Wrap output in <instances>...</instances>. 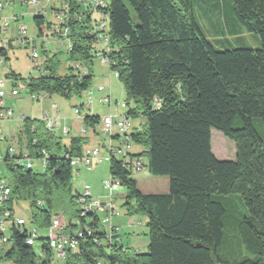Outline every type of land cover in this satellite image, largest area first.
Wrapping results in <instances>:
<instances>
[{"label":"trees","instance_id":"obj_1","mask_svg":"<svg viewBox=\"0 0 264 264\" xmlns=\"http://www.w3.org/2000/svg\"><path fill=\"white\" fill-rule=\"evenodd\" d=\"M63 2L70 42L66 71L57 72L52 55L43 63L42 75L9 74L30 95L69 99L91 85L87 66L96 52L97 32L78 0ZM231 2L233 30H241L239 23L257 33L259 47L216 49L195 18L193 0H105L99 8L108 24L109 46L103 52L109 69L134 99L126 115L144 119L142 129L130 130L132 143L143 151L128 153V158L145 156L148 173L168 179L167 193L143 194L128 163L108 159L110 177L123 188L127 213L146 217V251L109 238L96 213L79 216L70 160L80 154L84 138L71 137L65 145L42 119L25 117L19 137L24 150H5L0 165L10 189L0 213L7 210L12 218L14 204L26 201L29 227L8 226L9 247H0V264H264V0ZM32 20L41 32L44 15L36 11ZM0 56H6L1 47ZM84 64L86 70L80 69ZM82 121L94 128L100 117L85 114ZM211 129L234 143L232 160H219L212 153ZM24 154L39 161L42 170L28 167ZM229 194L238 195L246 210L238 235L251 256L238 261H228L218 251ZM58 211L68 219L63 234L77 237L75 228L81 232L76 249H66L62 258L48 246V229ZM76 217L78 223L72 222ZM30 228L36 230L33 245L27 243Z\"/></svg>","mask_w":264,"mask_h":264},{"label":"rangeland","instance_id":"obj_2","mask_svg":"<svg viewBox=\"0 0 264 264\" xmlns=\"http://www.w3.org/2000/svg\"><path fill=\"white\" fill-rule=\"evenodd\" d=\"M81 1V2H80ZM79 6L81 9H85L84 1L80 0ZM195 8V18L206 38L211 42V44L218 50H223L227 48H252L255 49L260 46L258 34L255 32H248L241 27V30H233L231 26L232 17L236 19L232 12L231 0H193ZM56 6L59 7V1L55 2ZM130 10V8H129ZM33 9L30 6L21 4L19 2H14L9 6H6L1 11L4 19L9 21V25L2 35L6 39H10L11 45L7 48L6 56H0V82L3 83L1 90L5 93L2 97V101L5 107L10 108L13 112L11 119L0 120L1 135L5 138L0 141L1 152L4 153L7 147H13L16 150L19 148L24 149V144H19V135L23 127V117L28 118H42V114L45 110H49V117L55 115L54 110L50 109V104L52 102L56 103L57 109L59 110V116L56 118L59 127L54 128V135L61 138L63 144L67 145L69 143V138L74 134L76 128L79 127L80 117L74 113L75 106H79L81 115L86 113H92L98 116H102L104 112H111L112 115H116V119L123 115L124 111L128 108H133L135 106L134 99L128 97L124 88L123 83L117 78L116 74L109 69L108 64L102 62V57L97 56L96 52H102L103 48H108L109 43L105 41V38L101 36L102 32L97 33L99 36V41L93 45L95 48V53H93L94 58L92 65H81L80 69L86 70L87 67L90 68L92 73V81L88 91L81 94L80 97L73 96L69 99L63 98L56 94H51L46 97V93H39L41 96L39 100L31 99L30 94H28L23 89L20 90L19 94L14 97H10L9 93L12 88V77L9 74H16L21 77H27L31 72V65H41L45 56L50 54L56 55V68L57 72L63 74L66 70L68 64L66 60L65 48L67 46L66 42H62L58 34L54 36H49L48 40H41L37 38V29L32 20ZM131 11V10H130ZM18 15V21L8 20L12 15ZM131 15L133 12L131 11ZM45 17L48 21L52 23L55 22V17L52 13L47 11ZM98 25H94V20L91 21V25L94 28L100 29L101 26V16H95ZM1 20V19H0ZM105 22L104 34L108 36V24L107 20ZM234 22V21H233ZM22 25L26 29L25 36L28 38H34L35 43L33 46L24 47L20 40L18 39V25ZM35 48L38 58L37 62L32 63L29 56L32 48ZM43 49L47 51L44 52ZM87 66V67H86ZM104 87V92L106 90L111 93V105L106 103H100L98 98L102 95L100 87ZM92 93L91 109L89 110L85 106V98ZM104 97V96H102ZM116 99V101H115ZM127 103L126 107L121 109V103ZM123 110V111H122ZM120 115V116H119ZM44 117V116H43ZM142 119V120H141ZM143 121L141 115L135 117H129L130 129L133 128L135 124L139 121ZM86 127L85 125H83ZM67 127L73 128V131L63 135L61 129ZM83 127V128H84ZM139 127V125H136ZM81 133L74 135L79 136ZM81 136V135H80ZM98 141H104L103 143L108 145V136L102 132L97 133ZM118 140V139H117ZM107 141V142H106ZM88 146L97 145L95 139L86 140ZM19 144V145H18ZM102 144V142H101ZM98 145L99 147L101 146ZM120 142L114 141V147L119 146ZM210 145L211 151L215 157L219 160H232L234 158L235 146L231 140L224 137L220 131L216 129L210 130ZM144 164H146V157L142 156ZM33 169L42 170L39 161H34ZM109 171H108V152L106 147L102 145L100 147V157L96 164L92 167L86 166H74L72 167V179L71 185L74 193L79 195H88L93 200H108V190L102 185V182L109 181ZM131 178L136 179L138 182V189L141 192H164L167 188V183L164 181L166 177L163 176H152L148 173L146 167L133 170L131 172ZM123 188L121 186L117 187V191L114 195V203L117 210L120 212L118 216L112 218V224H114L116 229V238L119 240V244L124 247H131L135 250H140L141 252L146 251V246L148 243V231L146 227V217L139 213H127V208L124 205L123 199ZM225 216L223 217V234L224 239L219 247V254L228 261H238L244 257H250L251 255L244 249L239 241L238 235V224L242 218L246 215V210L243 205L241 198L238 195L229 194L225 196ZM14 215L17 218H22L25 221V225L29 227V205L26 201H20L13 206ZM98 217L101 219L102 214L99 213ZM53 218H57L62 222V225L68 223L67 217H65L60 211L56 212ZM78 218H73L72 222H77ZM100 228L106 231L110 230L109 224L100 222ZM74 230V229H73ZM45 234V233H44ZM9 245H4L3 248L6 250ZM56 258V257H55ZM52 264H56L54 261Z\"/></svg>","mask_w":264,"mask_h":264},{"label":"built area","instance_id":"obj_3","mask_svg":"<svg viewBox=\"0 0 264 264\" xmlns=\"http://www.w3.org/2000/svg\"><path fill=\"white\" fill-rule=\"evenodd\" d=\"M63 1V0H62ZM78 0V4H79ZM9 2V0H0V8ZM27 2V1H26ZM33 6H36L39 2V0H28ZM81 2V1H80ZM84 6H85V11L89 13V17L92 20H94V25H98L97 19H92L93 13H97L99 16H101V26L100 29L98 30L97 28H92L94 29L95 32L100 33L102 32L101 36L105 38V41L107 42V36L103 33L104 28H105V20L106 16H104L100 12V7L105 6V0H88L84 1ZM67 10L68 6L66 2H63L62 6L59 8L58 12L56 13V18L62 22V26L59 28V36L60 40L62 42H66L67 46L65 48V54L67 55L70 49V42L68 38V26L65 24V17L67 15ZM83 10V9H81ZM42 13V11L40 10ZM79 19V15H75ZM13 19V18H12ZM8 25V21L4 19L1 24V28L5 29ZM26 34V29L23 26H20L18 29V39L20 40V43L24 47L32 46L31 40L32 39H27L25 37ZM99 36L97 34V39L99 41ZM96 41V42H98ZM7 42L2 41L0 38V47L2 48L3 46H6ZM97 51V50H96ZM104 48L102 49V52L97 51L96 55L102 57V62L104 64L109 65V60L106 55H104ZM29 56L32 60L33 63L37 62V52L35 48L33 47L32 50L29 53ZM44 71L39 70V72L36 75H42ZM21 87H16L11 89L9 95L11 97L19 94ZM100 90L102 88L100 87ZM88 91V90H87ZM5 96V93L3 90H0V120L6 118V119H11L13 116V112L10 108H7L4 106V103L2 101V97ZM32 99L39 100V97L41 96L40 94H31L30 95ZM92 100V93L88 95L85 98V105L90 104ZM102 103H106L108 105L111 104V99L109 96H105L100 100ZM120 107L123 109L126 107L125 103H121ZM51 108L55 110L56 113L57 107L54 103L51 104ZM75 113L79 114V110L75 109ZM45 126L48 130L52 131V129L55 127L56 122L54 118L48 117L47 114L44 116ZM129 118L125 113L120 116V118L116 119L115 116L109 114L105 115L101 118L100 122V130L103 134L111 136L113 134V131L115 130L117 139L119 140L120 144L117 147H114V145L109 141L108 145L106 146V150L108 152V159L112 156L118 157V158H123L125 162L128 163V167L133 170H139L144 168V163L141 158H133L129 159L128 158V151L130 148V145L132 143L131 138H130V124H129ZM67 130L64 128V133ZM1 132V128H0ZM10 154H13L15 152V149L13 147H7L6 149ZM24 160L26 162V165L28 167H31L33 164V161H30V159L26 158V154H24ZM100 157V147L95 146V147H83L80 154L78 156L72 157L70 160V166H86V167H92L94 164L97 163L98 159ZM4 158V154L0 153V163H2V160ZM43 164V161L41 162ZM110 177V176H109ZM102 185L105 189L108 190V200L107 201H101V200H93L90 198L88 195H77L75 198V206L78 210V214L80 217H85L88 212H94L97 215L99 213L102 214L101 219L99 218L100 222L109 224L110 230L107 231L108 237L111 239H114L115 241H118L116 238V229L117 227L114 226L111 221L114 216H118L120 212L117 210L115 203H114V195L117 191V187L121 186L119 180L116 178H109V181H104L102 182ZM10 196V189L7 186V183L5 179L2 177V172H1V167H0V206L5 203ZM78 223V221H77ZM10 224L16 225L18 227H22L25 224V221L22 218H17V217H12L10 218V212L5 210L0 213V247H3L8 239V234H7V228ZM63 225L62 222L57 219L53 218L51 221V225L48 229V246L54 251L55 256L57 258H62L64 255V252L66 249L69 250H74L76 249L78 245V238L81 236V232L79 229L75 228L73 230V233L77 235H65L62 233ZM36 237V230L34 228L29 229V237L27 239V243L29 245L34 244V238ZM3 264H12L10 262H5ZM96 264H104L102 261H97Z\"/></svg>","mask_w":264,"mask_h":264},{"label":"crops","instance_id":"obj_4","mask_svg":"<svg viewBox=\"0 0 264 264\" xmlns=\"http://www.w3.org/2000/svg\"><path fill=\"white\" fill-rule=\"evenodd\" d=\"M59 1V7L58 6H56V4H55V2H58ZM14 2H19V1H9V2H7L6 4H4L1 8H0V13H1V11L3 10V8L4 7H6V6H9L10 4H12V3H14ZM19 3H21V4H25V5H27V6H30L32 9H33V11H32V15L34 16V14H35V12L36 11H42V14L44 15V17H45V13L47 12V11H49L50 13H52L53 15H54V17H55V22L54 23H52L51 21H48L47 19H46V17H45V20H46V23L43 25V28H42V31L41 32H38L37 33V38L38 39H41L42 41L43 40H48L50 37L49 36H54L55 34H58L59 35V28L62 26V22H60L57 18H56V13L58 12V10H59V8L62 6V4H63V1L62 0H39V2H38V4L36 5V6H33L30 2H19ZM96 15H98L97 13H93V15H92V19H96ZM2 17H4L3 15H1L0 14V38H1V40L2 41H6L7 42V44H6V46H3L2 48H4L5 49V52L7 53V48H9V46L11 45V43H10V39H6V38H4L3 37V35H2V33H1V31L2 32H5L6 31V29H7V27H8V25H9V21H8V25H7V27L5 28V29H3V28H1V24H2V21L4 20V18H2ZM13 18V19H12ZM18 15H12V17H10L8 20H14V21H18ZM20 26H22L21 24L20 25H18V29H19V27ZM18 29H17V32H18ZM37 29V28H36ZM26 37V36H25ZM60 37V36H59ZM27 39H32L31 40V44H32V46L34 45V43H35V39L34 38H28V37H26ZM61 39V38H60ZM44 51H47L46 49H43ZM53 54H50L49 56H45L44 57V59H43V61H41V65H31V72H32V74H30V75H35L36 76V74L39 72V70H43L44 71V66H43V63L47 60L46 58H49L50 56H52ZM33 63V62H32ZM14 82H12V88H16V87H21V89H22V84L20 83V82H16L15 83V85L13 84ZM3 86V83L2 82H0V90H1V87ZM11 88V89H12ZM101 88H102V90L101 91H103L102 92V95H100L99 96V98H98V101L100 102V103H102L100 100L103 98L102 96H109V97H111V93H110V91H108V90H106V92H104L105 90H104V87L103 86H101ZM20 89V90H21ZM10 96V95H9ZM11 97V96H10ZM14 97V96H13ZM46 97H49V94H47L46 95ZM32 99V98H31ZM111 99V98H110ZM33 100V99H32ZM115 101H116V99H115ZM91 102H92V100H91ZM91 102H90V104H88V105H85V106H87V108L90 110L91 109ZM52 103H54L55 105H56V103L55 102H52ZM51 103V104H52ZM51 104H50V109L52 110L53 108H51ZM111 105V104H110ZM5 106V105H4ZM57 107V106H56ZM76 108L75 109H78L79 110V114H77V116H79L80 117V121H79V127L78 128H76V130H75V132H73L74 134H79V133H81L78 137H82V138H84V144L82 145V148L83 147H85V146H87V147H95V146H98V145H100L101 144V142H102V144H101V146L100 147H102V145L104 146V147H106V145L103 143L104 141H101V142H99L98 141V138H97V133H98V131H100L101 132V130H100V123L97 125V126H95L94 128H90V127H88V126H86V127H84L83 125V121H82V119H83V116L85 115V114H92V113H84V114H82L81 115V113H80V109L78 108L79 106H75ZM121 108V107H120ZM75 109H74V113H75ZM122 109V108H121ZM54 110V109H53ZM57 111H58V113H56L55 112V110L53 111V112H55L54 114L55 115H53V117L51 116V118H54L55 119V122H56V125H55V127L54 128H56V127H59V124L57 123V117L59 116V110L57 109ZM123 111V110H122ZM124 113H125V111H124ZM123 113V114H124ZM45 114H47V116H48V114H49V110H45L44 112H43V114H42V120H44V117L43 116H45ZM76 114V113H75ZM109 114H111V112H109V111H107V112H104L103 114H102V116H99L100 117V122H101V118L103 117V116H105V115H109ZM112 115V114H111ZM113 116H115L116 117V115H113ZM120 116V115H119ZM49 117V116H48ZM25 117H23V119H24ZM143 118V117H142ZM22 119V120H23ZM142 120V119H141ZM139 121L137 124H135L134 126H133V128H131L130 130H132V129H142V127L144 126V119H143V121ZM136 125H139V127H136ZM84 127V128H83ZM0 128H1V126H0ZM54 128L52 129V131H54ZM64 128L67 130L65 133H64ZM70 131L72 132L73 131V128H70ZM69 131V129L67 128V127H63L62 129H61V133L63 134V135H66L67 133H69L70 132ZM74 134H72V136H70V138L71 137H77V135H74ZM19 137H20V135H19ZM3 138H5V136H2L1 135V132H0V141H2V139ZM69 138V139H70ZM18 139H21V138H18ZM90 139H95V142H96V144L97 145H95V146H88V143L89 142H86V140L88 141V140H90ZM117 141V142H119V140H117V135H116V132H115V130L113 131V134L111 135V136H108V143H109V141H111V143L113 144L114 143V141ZM107 142V141H106ZM19 144H20V142H19ZM82 148H81V150H82ZM21 149V148H20ZM16 150V149H15ZM22 150H24V149H22ZM143 151V148L141 147V146H139V145H136V144H134V143H131V145H130V148H129V151H128V153L130 154V156H134V155H137V154H140L141 152ZM0 153L1 154H4V153H2L1 152V149H0ZM141 159H142V156L140 157ZM147 162V161H146ZM0 165H1V163H0ZM135 181H136V184H137V188H138V182H137V180L136 179H134ZM164 181L167 183V188H166V190H164V192H161V193H167V191H168V179L166 178V179H164ZM143 194H160V193H158V192H154V191H149V192H142ZM123 195V194H122ZM111 223H112V221H111ZM114 225V224H113ZM115 226V225H114Z\"/></svg>","mask_w":264,"mask_h":264}]
</instances>
